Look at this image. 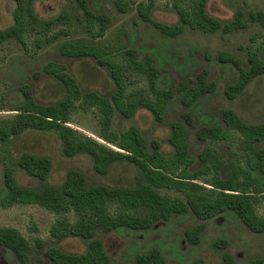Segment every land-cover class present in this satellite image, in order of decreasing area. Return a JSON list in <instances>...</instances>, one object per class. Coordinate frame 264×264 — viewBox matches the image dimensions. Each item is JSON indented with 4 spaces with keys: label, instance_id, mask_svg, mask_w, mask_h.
<instances>
[{
    "label": "trees",
    "instance_id": "1",
    "mask_svg": "<svg viewBox=\"0 0 264 264\" xmlns=\"http://www.w3.org/2000/svg\"><path fill=\"white\" fill-rule=\"evenodd\" d=\"M12 24L0 30V46L13 41L24 45L25 34L39 24L33 5L36 0H12ZM72 4L73 13H63L48 22V28L59 24L60 29L52 38L64 37L57 46L58 54L66 60H91L98 67L108 71L113 89L106 95L81 88L77 79L63 62L49 61L41 72L33 73L35 80L46 77L54 80L63 89V96L47 104L36 101L33 89L24 84L19 87L21 102L10 109L14 115L0 119V163L2 165V193L0 208L14 206H38L54 216L49 228L47 243L35 239L33 245L22 234L11 227H0V250L10 252L20 264H27L32 254L43 256L46 264H109L102 236L120 229L146 231L158 223L176 216L191 214L198 224L184 231L187 244L199 243L205 230V222L226 212L236 218L253 234L264 235V217L258 215L256 207L264 199V123L249 124L234 111L220 112V124L199 127L194 136L200 142L232 143L239 141V159L227 160L210 147L191 157L188 129L194 119L190 112H184L179 119L168 124L167 144L164 153L157 140L147 141L137 127L125 131H114L116 114L131 119L144 109L158 125L165 123L166 110L175 97L184 108H190L201 97L216 90V82L209 79V72L199 71L195 77L179 82L176 88H159V70L151 56L141 57L134 49H107L94 42L103 38L110 25L106 13L95 12L90 0H66ZM208 0H172L178 22L165 25L152 19L153 1L135 6L138 18L153 26L161 35L175 38L185 28L203 33L231 34L247 27V21L264 27V12L245 14L238 10L230 21H220L206 11ZM120 13L131 9L128 0H113ZM84 28L92 41L84 38H68L71 26ZM66 30V31H65ZM67 37V40L66 38ZM66 40V41H65ZM218 59L229 64L236 72L233 82L224 89L228 100L238 98L257 78L264 77V59L247 46L244 62L239 57L220 53ZM144 80L146 89L128 92L130 85ZM92 111L99 123L97 140L84 136L69 126L76 111ZM27 131L54 134L60 144V153L65 158L85 155L90 159L93 172L107 175L117 164H127L135 169L130 187L89 184L85 174L75 168L69 169L63 181L51 185L52 161L46 156L22 153L14 158L10 146ZM11 163L26 176L33 179L35 187L20 186ZM204 177H207L205 179ZM203 180L206 185L197 183ZM173 191L180 197H170L160 191ZM73 238L84 243V250L71 253L60 248L59 243ZM228 243L218 240L214 248L224 250L218 264H237L226 250ZM123 264H167L157 248L139 253L132 262ZM191 264H206L201 258ZM246 264H264V257L250 260Z\"/></svg>",
    "mask_w": 264,
    "mask_h": 264
},
{
    "label": "rangeland",
    "instance_id": "2",
    "mask_svg": "<svg viewBox=\"0 0 264 264\" xmlns=\"http://www.w3.org/2000/svg\"><path fill=\"white\" fill-rule=\"evenodd\" d=\"M132 2L131 9L126 13L116 10L113 0H90V7L95 12L106 13L110 25L103 38L94 42L101 47L113 49H134L141 57L151 56L159 70L157 86L159 88H176L179 82L193 78L205 69L209 79L216 82V90L201 97L190 108H184L179 103V96L169 103L165 123L158 125L150 113L144 109L138 110L131 119H124L116 114L113 121L114 131H125L137 127L147 141L157 140L164 153L170 148L167 144L169 134L168 124L179 119L182 113L190 112L194 122L188 129V142L191 157L196 161L204 148L210 147L227 160L236 161L241 154L239 141L232 143L200 142L196 140L195 131L204 125L220 124V112L224 109L234 111L243 121L249 124L264 123V77L255 79L246 90L235 100L225 97L224 89L233 82L236 72L229 64L219 61L220 53H229L239 57L244 62L247 57V46L261 59H264V27L258 23H250L247 27L231 34L203 33L185 28L183 33L175 38L161 35L153 26L142 22L135 6L146 4L149 0H128ZM154 3L152 19L155 22L174 25L178 16L172 5V0H151ZM15 4L12 0H0V30L12 24V12ZM242 11L246 19L249 13L264 12V0H208L207 13L220 20L230 21L236 11ZM33 11L39 24L25 34L24 45L9 41L0 46V119L14 115L10 111L21 102L19 87L27 84L33 89L37 102L47 104L60 99L63 89L54 80L41 77L33 78V73L41 72L49 61L65 63L71 74L77 79L84 90H93L101 95L110 93L113 89L107 70L98 67L91 60H66L57 52V46L64 42V37L52 38L60 29H67L59 24L48 28L47 23L57 19L64 12L73 13L72 4L66 0H36ZM66 31V30H65ZM67 40V37H65ZM68 38H84L92 41L83 27L74 25L68 30ZM65 40V41H66ZM147 84L140 80L130 85L127 91L134 92L146 89ZM70 127L80 134L98 139L99 123L97 114L92 111H76L71 118ZM111 147L110 145H107ZM264 146V143H263ZM11 153L17 158L22 153L35 156H46L52 161V172L49 178L51 185L60 184L66 172L75 168L82 171L89 184L106 186L130 187L133 184L135 169L127 164L114 165L105 176L96 175L90 159L85 155L65 158L60 153V144L52 133L27 131L18 137L10 146ZM1 156V155H0ZM16 180L20 186L35 187L37 183L26 176L11 163ZM207 179V177H204ZM197 183L206 185L201 179ZM2 185V165L0 163V195ZM163 195L180 197L173 191H160ZM259 216L264 217V199L256 207ZM54 222V216L44 209L34 205L14 206L8 209L0 208V227H11L18 230L22 236L33 245L35 239L47 243L54 242L49 237V228ZM191 214L176 216L169 221L158 223L146 231L120 229L109 235L102 236V241L110 257L109 264L132 262L139 253L157 248L167 264H191L196 258H201L206 264H218L224 250L216 249L213 243L218 240L227 241L226 250L230 252L237 264H246L252 259L264 257V235L251 233L232 212H226L205 222V230L196 245L185 241L184 231L198 224ZM60 248L71 253H80L85 246L79 239L69 238L59 243ZM0 264H20L13 255L0 250ZM27 264H46L40 254H32Z\"/></svg>",
    "mask_w": 264,
    "mask_h": 264
}]
</instances>
